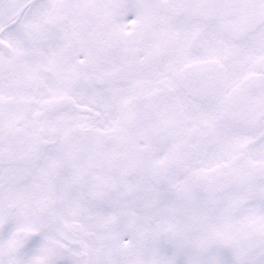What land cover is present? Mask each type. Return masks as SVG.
Masks as SVG:
<instances>
[{"label":"snow or ice","instance_id":"snow-or-ice-1","mask_svg":"<svg viewBox=\"0 0 264 264\" xmlns=\"http://www.w3.org/2000/svg\"><path fill=\"white\" fill-rule=\"evenodd\" d=\"M0 264H264V0H0Z\"/></svg>","mask_w":264,"mask_h":264}]
</instances>
